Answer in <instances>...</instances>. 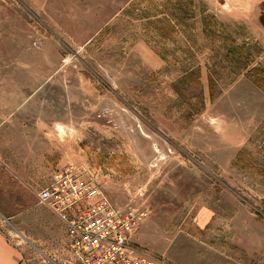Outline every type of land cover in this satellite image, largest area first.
Returning <instances> with one entry per match:
<instances>
[{"label": "rangeland", "instance_id": "1", "mask_svg": "<svg viewBox=\"0 0 264 264\" xmlns=\"http://www.w3.org/2000/svg\"><path fill=\"white\" fill-rule=\"evenodd\" d=\"M1 157L24 264H71L33 193L68 165L164 264H264V0H0Z\"/></svg>", "mask_w": 264, "mask_h": 264}, {"label": "built area", "instance_id": "2", "mask_svg": "<svg viewBox=\"0 0 264 264\" xmlns=\"http://www.w3.org/2000/svg\"><path fill=\"white\" fill-rule=\"evenodd\" d=\"M33 193L62 222L71 264H164L133 245L131 217L83 166L55 169Z\"/></svg>", "mask_w": 264, "mask_h": 264}, {"label": "crops", "instance_id": "3", "mask_svg": "<svg viewBox=\"0 0 264 264\" xmlns=\"http://www.w3.org/2000/svg\"><path fill=\"white\" fill-rule=\"evenodd\" d=\"M8 129H10V128H8ZM0 159H1L0 162H2L4 160L3 157H1ZM0 173H4V177H6L7 181L10 180L9 176L7 174V171L1 166H0ZM11 183L13 184L14 181L11 180ZM20 193L22 195H25L26 191L24 190V188L20 189ZM13 194L14 193H12V195ZM0 201H1V197H0ZM13 204H14V202L11 200L9 202V205L8 204L7 205L10 207V206H13ZM9 207H5L0 202V213H2L3 216H5V218H10V217H13V215H14L13 213L9 212ZM46 212L49 214L48 217L51 219V221L53 222V225H54L53 229L48 228L49 231H52L49 233H56L58 231V229H60L61 245L63 248L65 246V241H66L65 228H64L62 222L52 212H50L48 209H46ZM212 215L213 214H212V211H210V209L203 207L200 210V218H199V222H198L200 227L207 224V222L212 218ZM197 221H198V218H197ZM15 249L16 248H14L12 246V244L9 241H7L6 238L3 237V231H1V228H0V264H24L22 260L20 262L19 257H18V252H16ZM225 259H226V261L224 259L223 260L228 264H229V262H230V264H234V262H236V261H234V257L233 256L231 257L230 254H227ZM237 263L240 264L241 261L238 260Z\"/></svg>", "mask_w": 264, "mask_h": 264}]
</instances>
